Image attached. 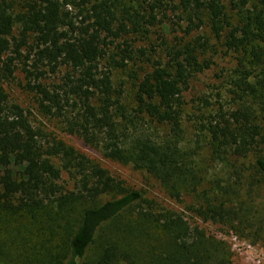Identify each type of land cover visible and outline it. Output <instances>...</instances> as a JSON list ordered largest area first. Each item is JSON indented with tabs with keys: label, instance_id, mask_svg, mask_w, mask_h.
Listing matches in <instances>:
<instances>
[{
	"label": "trees",
	"instance_id": "16d2710c",
	"mask_svg": "<svg viewBox=\"0 0 264 264\" xmlns=\"http://www.w3.org/2000/svg\"><path fill=\"white\" fill-rule=\"evenodd\" d=\"M85 1L77 22L59 0H0V264H233L224 240L35 126L4 82L23 63L26 88L66 132L147 171L202 220L264 239V0ZM169 12L183 34H159L169 59L158 54L141 78L133 72L134 105H126L111 70L145 55L129 35L149 33ZM206 24L211 35L190 36ZM213 38L236 53L238 105L201 119L189 145L184 90L210 66L203 55ZM61 66L60 82L42 80L45 67ZM146 117L169 131L153 136Z\"/></svg>",
	"mask_w": 264,
	"mask_h": 264
},
{
	"label": "rangeland",
	"instance_id": "374dc122",
	"mask_svg": "<svg viewBox=\"0 0 264 264\" xmlns=\"http://www.w3.org/2000/svg\"><path fill=\"white\" fill-rule=\"evenodd\" d=\"M81 1L59 0L62 11L69 12L77 22L86 14L90 7V3ZM13 10L15 12L23 10L22 3L15 1ZM176 14L169 12L165 21L154 26L149 33H131L129 35L131 36V40H133L134 46L136 48H146V53L143 55L138 51V57L135 61L130 62L128 67L113 68L111 70L115 87L123 90L122 100L126 105H134L133 93L137 79L135 75L133 76V72H136V75L141 78L146 71L152 69V63L159 57L158 54H162V59L165 61L169 59L164 45L157 46L161 41L159 34L164 33L171 41H175L176 34L179 36L183 34L185 24L183 21L181 24L177 22L179 18ZM17 28L19 27L16 26L14 29V33L16 34L18 31ZM200 32L211 35L210 27L206 24L201 29L191 33L190 36ZM212 44L203 55V58L210 59V66L201 71L194 72L188 88L184 90L186 110L183 115V125L185 130V143L189 145H196V134H198V128L201 127V119L204 118L206 121L207 116H211L220 110L228 111L238 105V101L234 93H232V84L230 81L231 74L236 65V53L233 51L226 52L215 38L212 39ZM153 46L157 47L158 53H153ZM24 52H26V49ZM17 64L18 68L15 72V78L5 81L4 87L9 94V102L18 103L24 107L28 111L29 117L35 126L42 128L49 137L55 136L62 138L68 144L73 145L78 150L99 161L113 175L124 179L127 184L142 189L147 196L154 197L162 204L183 212L192 224L197 223L209 233L224 240L231 250L233 264H264L263 238L253 235L250 237L239 235L233 229L221 223L202 220L185 209L186 202H178L170 197L159 180L147 171L136 168L131 163H123L105 157L99 148L87 145L78 136L66 132L62 121L41 111L37 102L38 95L25 86V72L21 70L23 63L17 61ZM0 65H2L1 60ZM101 65L107 66V58H103ZM66 69V66H61L56 73H53L45 67L46 74L42 80L49 85L53 82H60L61 76ZM141 124L144 125V128H148L153 136H157L158 138H162L169 131L166 124H159L151 121L147 117L141 121ZM201 138L202 143L200 144H205V137L201 136ZM219 166L221 167V165ZM64 175L68 182V175L66 173ZM71 184V181L67 183L69 186ZM256 193L257 200H259V194L261 192L258 188L256 189Z\"/></svg>",
	"mask_w": 264,
	"mask_h": 264
}]
</instances>
